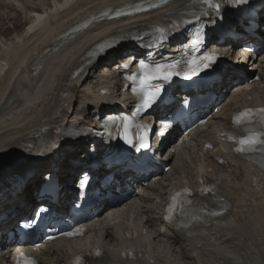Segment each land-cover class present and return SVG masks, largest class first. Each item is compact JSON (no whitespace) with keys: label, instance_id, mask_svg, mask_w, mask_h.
Listing matches in <instances>:
<instances>
[{"label":"bare ground","instance_id":"6f19581e","mask_svg":"<svg viewBox=\"0 0 264 264\" xmlns=\"http://www.w3.org/2000/svg\"><path fill=\"white\" fill-rule=\"evenodd\" d=\"M142 1L144 0H63L54 4L53 11L42 9L44 10L42 15H38L37 7H31L32 14L36 17L32 15L35 21H30L28 30L26 29L25 35L23 34L22 43L25 47L33 37L38 36V39L21 50L22 52L17 56V62L13 63L15 65L12 64L15 67L12 66L13 69L11 67V70L9 69L11 74L9 70L7 71L10 74L9 78L0 91V173L8 167H12L14 171L17 170V157L24 154L25 146L33 140L44 125L60 121L59 126L79 128L88 125L86 120L91 121L96 118V115L91 118L86 117L89 108L94 114L105 112L107 104L105 97L99 96V91L105 88L103 77L94 76L96 73H89L93 63L103 58V55L100 56L103 45L115 43L117 48L127 46L128 38L138 27H147L156 32L164 30L169 33V28L163 24L164 19L170 17L184 20L191 0H168L160 3L147 14L118 16L117 10ZM8 7L11 8V6ZM49 7L52 10V7ZM66 7H68L67 10L60 11ZM101 14L104 16L96 19V16ZM51 19L52 24L49 23ZM92 20L93 22L87 28L74 30ZM17 45L18 42L12 50L18 47ZM235 52H239V49ZM11 54L3 51L4 60L2 61H5ZM124 57L123 59H126L131 55ZM240 58L242 61L232 65L226 62L230 66L226 65L223 78L213 86L215 92L219 91L218 97L224 98L222 101H225L226 95L233 90L231 101L225 104L220 101L215 106L220 107V110L210 119L211 131L206 136L198 137L201 139L196 145L198 152L205 153L203 156L206 157L207 163L203 170L196 174L195 180L198 174H202V176L215 178L221 182L224 195L226 199H229L226 203V214L219 221L204 228H201L199 224H194L191 229L187 230H173L165 227V232L161 233L160 204L170 191V187L183 185L181 180L176 184L177 186L165 184L170 181L172 172H178V158L174 154L168 158L174 161V164L169 174L165 176L163 184L159 181L148 183L145 189H141L142 184L139 183L136 186L137 193L130 194L125 203L103 208L96 218L90 221L88 237L64 244L55 243L39 249L36 255L40 264H67L75 255L88 248L105 250L104 257L94 264H130L115 255L116 252L130 251L131 247L123 244L119 238V232L127 229H133L139 233L138 239L133 243V251L138 256V264H184L186 259L196 261L195 264H202L201 260H194L191 257V252L207 253L210 256V264H220L216 252L221 249H219L220 245L229 242L227 232L238 225L244 209L246 207L264 209V174L256 173L259 182L257 186L252 187L248 177L254 172L250 168L232 160L220 150L217 151V156L223 159L224 163L219 166L213 160L214 153L203 150L204 143L214 139L215 133L222 132L224 125H228L226 113L243 100L242 89L246 87L245 83L243 80L235 86L233 83L239 79L236 73L240 71L250 76L245 71L250 60L246 59L244 54ZM111 61L106 63H111ZM5 64L4 66L0 64V73L6 66ZM106 67L107 65L101 66V71H106ZM80 70L76 79L71 81V78ZM231 71H236L235 75ZM71 83L75 84L72 90L67 87ZM86 83H92L91 87L87 89ZM260 84V90L257 89L259 84L252 83L248 87L253 101L255 97L264 101V81ZM227 88L229 91L221 95L222 91ZM77 97L78 99L80 97L82 102L78 103L74 110ZM69 111L72 112L69 114ZM222 111L224 113L219 115ZM170 135L175 136V133ZM168 138L164 144L166 147L171 141ZM85 153H87L86 144H78L70 151L54 154L51 159L49 157V162L44 166L41 174L37 173L20 183L14 195L9 194L0 198V229L11 226L14 221L24 217L32 208L39 206L35 202V193L41 179L48 174L54 173L62 182L63 189L60 193L58 208L62 207L67 195L71 193L69 192L71 183L76 178L73 171L81 172L84 167L80 165V168L74 169L71 163ZM46 168L49 171H46ZM222 168L229 170L228 176L234 181H227L226 177L217 174ZM129 213H135L132 223L125 218ZM157 238L163 240L156 241ZM8 254L9 249L1 256L5 260Z\"/></svg>","mask_w":264,"mask_h":264},{"label":"rangeland","instance_id":"374dc122","mask_svg":"<svg viewBox=\"0 0 264 264\" xmlns=\"http://www.w3.org/2000/svg\"><path fill=\"white\" fill-rule=\"evenodd\" d=\"M59 1H63V0H29L27 2L23 0H0V64L4 66L5 61H7L5 64L6 66L3 67V71H1L0 73V91H1V87H3V85L7 82L9 75L11 74L10 73L11 68L13 69V67H15L13 66L15 65L13 63L17 62L16 59L17 56L22 52L21 50L25 49L27 46H30V44H32L35 40L38 39L37 38L38 36L33 37V39L31 41L29 40V42L25 45V47L22 43V38L26 33L25 31L28 30V26L31 23L30 21L33 20V17H36L35 14H32V10L30 9V7H38L41 10V12L38 14L42 15L44 13V10L42 9H47L49 6L54 8V4H57ZM8 6H11V8ZM17 42H18L17 45L18 47L15 48L16 50L15 49L12 50L13 46H15ZM8 46L11 49H8L9 48ZM3 51L12 53L11 54L12 56L10 55V57L6 58L5 61H2L4 60ZM13 58L16 61H14ZM91 85L92 83H86V86H88L87 89L90 88ZM258 87L261 88V85H258ZM232 91L227 95L226 100L222 104L229 103V101H231ZM79 100L80 97L79 99L77 97L76 102L74 103V110L77 108L78 103L82 102L81 100L80 101ZM223 113L224 112L222 111L220 114ZM87 115L90 116L89 113L88 114L86 113V117ZM197 141H198L197 138L196 139L192 138L188 140V142H186L185 145L182 146V148L179 149L180 151L177 154L178 172H172L170 181L166 182L165 184L169 183L170 185H176L181 181L183 183H192L195 179L196 173L203 170V167H205L207 163L206 157H204L202 154L198 152V147L196 146ZM173 164L174 161L171 162L170 166H172ZM217 174L219 176L226 177L227 181H234L232 177L228 176L229 175L228 169L222 168L221 170H218ZM161 183L163 184L164 182L161 181ZM134 217H135V213H129L125 218L128 219L129 223H132ZM263 225H264V209L258 207H246L244 209L243 215L241 216L238 225L235 228L231 229L229 232H227L229 242L219 246V249L220 248L221 249L216 252L218 263L264 264V238H263L264 226ZM160 240L162 241L163 239L161 238L156 239V241H160ZM176 251H178V249ZM191 257L194 260H201L202 264H210L209 263L210 256L207 253L191 252ZM195 262L187 259L184 260V264H195Z\"/></svg>","mask_w":264,"mask_h":264},{"label":"snow or ice","instance_id":"6c2138e0","mask_svg":"<svg viewBox=\"0 0 264 264\" xmlns=\"http://www.w3.org/2000/svg\"><path fill=\"white\" fill-rule=\"evenodd\" d=\"M204 4H207L209 8L217 7V5L214 4L213 0H202ZM235 2H244V0H235ZM119 15V13H118ZM197 41H193V45H195ZM215 56L214 54H207L202 58V63L204 64V67L208 66V62L214 61ZM189 70L196 74L197 71L200 70L199 64H196L195 61H189ZM195 64V67H192L191 65ZM127 67V65H125ZM177 64L171 63V64H154L152 66L146 64L145 62L141 61L139 64V68L142 70V76L140 79V88L143 92V102L145 107H150L156 100V97L160 94L159 88H152L150 85V81L155 79H164L169 80L173 75H177L178 73L174 70L176 69ZM133 91H136L133 89ZM261 114V124L264 125V109L257 110ZM253 110L249 109L245 112L240 113L239 115L235 116L233 118V123L239 125L243 120H246L249 116L252 115ZM122 125H123V131L125 132V140H127V133L130 131L132 125L130 123V118L127 116L122 117ZM140 127V126H136ZM163 134L162 132L160 133ZM229 139H233L232 137H229ZM238 147L235 148V151L238 153H244L246 151H255L257 150L258 146L264 145V132L256 133V132H250L248 136L245 138H241L237 141ZM143 143L141 144V147H143ZM187 192L188 190L185 189ZM169 210L171 211V205L169 207ZM170 217L168 215L165 216V219H169ZM27 264H32L31 261H28Z\"/></svg>","mask_w":264,"mask_h":264}]
</instances>
